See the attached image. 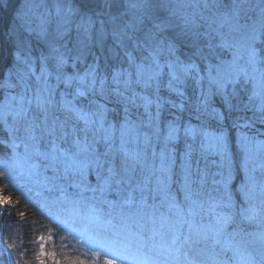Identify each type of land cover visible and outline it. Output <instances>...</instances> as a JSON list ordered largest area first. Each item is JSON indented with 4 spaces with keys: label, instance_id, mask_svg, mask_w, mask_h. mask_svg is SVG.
<instances>
[{
    "label": "snow or ice",
    "instance_id": "6c2138e0",
    "mask_svg": "<svg viewBox=\"0 0 264 264\" xmlns=\"http://www.w3.org/2000/svg\"><path fill=\"white\" fill-rule=\"evenodd\" d=\"M0 93V176L84 222V256L264 264V0H26Z\"/></svg>",
    "mask_w": 264,
    "mask_h": 264
},
{
    "label": "rangeland",
    "instance_id": "374dc122",
    "mask_svg": "<svg viewBox=\"0 0 264 264\" xmlns=\"http://www.w3.org/2000/svg\"><path fill=\"white\" fill-rule=\"evenodd\" d=\"M3 2L6 3L7 0H3ZM25 2L26 0H11V5L3 13H0V16L11 19L16 10ZM36 48L38 51V44H36ZM0 97H2V93H0ZM232 138L235 139L234 131ZM233 150H235L234 144ZM7 151L4 146L0 145V158H3ZM38 192L42 193V189L19 176L16 180L5 179L0 176V197L9 199V203L0 204V264H17V261L19 264H39L36 253L39 251L38 238L41 235L45 237L46 250L54 251L56 259L61 261V264H68V258L76 259L77 257L87 259L89 264H104L105 257L103 255L97 258L84 256L86 249L82 247L81 236L79 235L85 228L84 222L78 219L74 220L68 213L62 212L58 208H52V211L49 212L47 207H42L46 203L45 194L38 195ZM20 197L26 201H29L28 198L30 197L31 203L38 206L50 221L56 224L58 229L62 228L63 231L58 232L52 228L42 227L41 222H39L40 224L27 225V221L31 217L24 218L25 216L17 215L21 209L18 210L16 198ZM5 209L8 213L5 212ZM17 219L18 223H15ZM19 222L21 223L19 224ZM50 236L53 239H49ZM10 244L14 247H9ZM46 264H53V261L46 258Z\"/></svg>",
    "mask_w": 264,
    "mask_h": 264
},
{
    "label": "trees",
    "instance_id": "16d2710c",
    "mask_svg": "<svg viewBox=\"0 0 264 264\" xmlns=\"http://www.w3.org/2000/svg\"><path fill=\"white\" fill-rule=\"evenodd\" d=\"M16 201H17L18 210L21 209L19 212H24L25 213V215H24L25 217L24 218L31 217V219H29L27 221V225H31V224H35V223L40 224L39 222H41L42 223V227L52 228L55 231L59 230L58 232H61L60 229L57 230L58 226L56 224L52 223L50 221V219L41 211V209L38 206H34L31 202L26 201V200H24L21 197L20 198H16ZM26 205H27V207H26ZM6 213H8V212H6ZM22 217H21V219H24ZM21 222H19V224ZM15 223H18V219L15 221ZM100 261H102V260H100ZM99 263H101V262H99Z\"/></svg>",
    "mask_w": 264,
    "mask_h": 264
},
{
    "label": "bare ground",
    "instance_id": "6f19581e",
    "mask_svg": "<svg viewBox=\"0 0 264 264\" xmlns=\"http://www.w3.org/2000/svg\"><path fill=\"white\" fill-rule=\"evenodd\" d=\"M57 230H58V228H57ZM58 231H59V230H58ZM60 231H63L62 228H60Z\"/></svg>",
    "mask_w": 264,
    "mask_h": 264
}]
</instances>
